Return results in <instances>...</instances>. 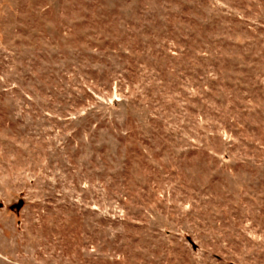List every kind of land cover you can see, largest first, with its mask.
<instances>
[{
    "label": "rangeland",
    "instance_id": "rangeland-1",
    "mask_svg": "<svg viewBox=\"0 0 264 264\" xmlns=\"http://www.w3.org/2000/svg\"><path fill=\"white\" fill-rule=\"evenodd\" d=\"M0 264H264V0H0Z\"/></svg>",
    "mask_w": 264,
    "mask_h": 264
}]
</instances>
